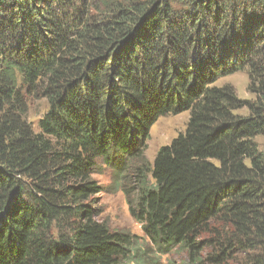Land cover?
I'll use <instances>...</instances> for the list:
<instances>
[{
	"label": "trees",
	"instance_id": "16d2710c",
	"mask_svg": "<svg viewBox=\"0 0 264 264\" xmlns=\"http://www.w3.org/2000/svg\"><path fill=\"white\" fill-rule=\"evenodd\" d=\"M243 71L252 99L217 84ZM183 112L149 161L152 126ZM256 136L264 0H0V264L132 260L136 240L99 219L100 165L160 253L264 264Z\"/></svg>",
	"mask_w": 264,
	"mask_h": 264
},
{
	"label": "rangeland",
	"instance_id": "374dc122",
	"mask_svg": "<svg viewBox=\"0 0 264 264\" xmlns=\"http://www.w3.org/2000/svg\"><path fill=\"white\" fill-rule=\"evenodd\" d=\"M217 84L232 85L240 99L253 98L247 92L248 78L244 71L222 78ZM46 110L47 104L44 99L28 101L27 120L34 128L37 127L38 120ZM237 113L246 115L245 110ZM187 119L188 112H183L180 115L165 116L152 126L145 151V156L149 161L153 160L160 146L168 144L179 132L184 130ZM254 140L259 150L264 152V136H256ZM113 175L114 168L112 166L100 165L93 176V180L101 188L100 193L96 196L97 207L101 213L99 219L105 221L111 230L127 234L136 240L131 255L132 260L123 264H138L139 259H143V264H191L185 251L175 248L168 254L160 253L158 248L149 242L144 236L141 225L130 215L126 197L121 190L125 183L124 180L114 178ZM207 252L209 249L204 250L202 255L204 256ZM240 260H244V258L238 256V261Z\"/></svg>",
	"mask_w": 264,
	"mask_h": 264
}]
</instances>
